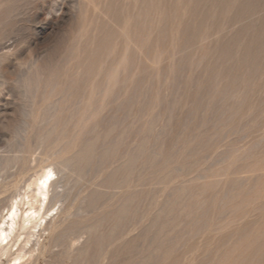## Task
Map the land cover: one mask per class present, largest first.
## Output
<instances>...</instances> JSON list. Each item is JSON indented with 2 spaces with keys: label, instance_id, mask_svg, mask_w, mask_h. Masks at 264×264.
Instances as JSON below:
<instances>
[{
  "label": "rangeland",
  "instance_id": "374dc122",
  "mask_svg": "<svg viewBox=\"0 0 264 264\" xmlns=\"http://www.w3.org/2000/svg\"><path fill=\"white\" fill-rule=\"evenodd\" d=\"M26 154L78 264H264V0H0L1 179Z\"/></svg>",
  "mask_w": 264,
  "mask_h": 264
},
{
  "label": "bare ground",
  "instance_id": "6f19581e",
  "mask_svg": "<svg viewBox=\"0 0 264 264\" xmlns=\"http://www.w3.org/2000/svg\"><path fill=\"white\" fill-rule=\"evenodd\" d=\"M92 143H87L86 148L75 158L72 156L74 159L65 158L66 160L62 163L57 164H62L67 168L74 167L81 176L85 167L95 158L93 157V145L95 146V144ZM26 150L28 151V149ZM26 150L23 149V151ZM107 155L105 150L104 156ZM6 160L3 161L6 162ZM10 161L19 164V167L17 172L4 175L5 177L2 179L1 170L4 168L1 169L0 167V264H38L41 258H49L45 260L46 264H63L66 259H70V264H78V261L87 252L84 245L76 246L79 237L85 230L79 229L75 231L76 233H72L65 227L62 228V224L58 225L59 221L63 220V218L60 220L63 211L60 210V207L57 208V205L63 201V196L61 197L58 188H65L68 182V178L61 181L59 177L60 172H62L60 165L52 162L43 164L34 174H29L31 167L27 154L26 156L12 157L4 167L7 168V165L11 163ZM10 177L13 179L9 180ZM4 193L9 195L6 196ZM2 194L6 197H2ZM127 208L129 205L123 207L120 213H125ZM66 213H70V211L68 210ZM118 223L120 224V221ZM116 226L118 229L119 225L116 224ZM58 228L60 229L59 232L57 231ZM56 232H58L57 235H55ZM97 242L96 247H103V241L97 239ZM96 261L98 262V260Z\"/></svg>",
  "mask_w": 264,
  "mask_h": 264
}]
</instances>
